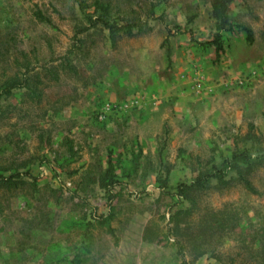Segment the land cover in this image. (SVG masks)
<instances>
[{
  "label": "rangeland",
  "instance_id": "rangeland-1",
  "mask_svg": "<svg viewBox=\"0 0 264 264\" xmlns=\"http://www.w3.org/2000/svg\"><path fill=\"white\" fill-rule=\"evenodd\" d=\"M214 1L0 0V93L27 81L0 96V175L35 177L0 186V264H183L175 239L186 264H263L264 0H229L221 51ZM242 150L251 189L174 196ZM111 178L114 237L91 218Z\"/></svg>",
  "mask_w": 264,
  "mask_h": 264
},
{
  "label": "trees",
  "instance_id": "trees-1",
  "mask_svg": "<svg viewBox=\"0 0 264 264\" xmlns=\"http://www.w3.org/2000/svg\"><path fill=\"white\" fill-rule=\"evenodd\" d=\"M229 0H215L212 4V16L217 21V33L215 34V37L211 41H206L202 43L204 46L213 45L216 49V51H221L222 46L219 43V39L221 36L222 31L231 30L232 25L227 17L226 13V6ZM153 6H151L150 11L148 13V17H153ZM36 18L39 21L42 22H49V19L45 17L40 11L36 13ZM90 26H94L95 23H100L103 28L107 29L110 32V36L112 39L114 38L115 32L119 29H124V32L127 34H132V30L134 28H137L138 31L142 29L141 24L136 23H130L125 25H114L110 24L103 18H96V19H89ZM89 27H83L78 31V33H82L86 31ZM228 28V29H227ZM238 28L245 32L247 41L250 43L252 41V33L249 28L238 26ZM177 32L180 31L179 27H176L175 29ZM176 33V32H175ZM171 35V34H170ZM193 40V39H192ZM77 42H80L79 39H76ZM62 69L68 70V71H75V69L69 64L66 63ZM27 86V81L24 79L22 82L18 83H12L7 85L4 90L0 93H9L14 88H25ZM251 156L247 150H242L239 152L232 153V155L229 158H225L222 161V166L212 165L211 168L200 174L195 180H193L191 183H180L176 187V193H174V196H176L178 199H185L186 194L188 191L191 190H202L207 188L209 182L211 180H215L219 185H225L228 183V181L225 180L227 173L229 171H234L237 175V179L241 181L244 186L247 189H251V184L248 179L245 178L242 171L238 168V164L241 163L242 166H250L251 163ZM23 177L31 178L33 181H35V177H33L31 174L27 172H16L12 173L10 175H0V186H14L17 184L18 181L23 182ZM119 184L117 180L111 178L108 185L106 186L107 192H108V200H107V212L104 214H97V211L95 208H92L91 211V218L94 222L101 226H106L107 232L114 237V231L110 227V219L112 218V211H113V201L116 198V193L114 192L113 188ZM161 189L165 187L164 183H162ZM177 234V233H176ZM174 244L177 248V253L182 257V263L186 264L183 251H182V245L181 241L179 239L174 240ZM264 264V261H263Z\"/></svg>",
  "mask_w": 264,
  "mask_h": 264
}]
</instances>
